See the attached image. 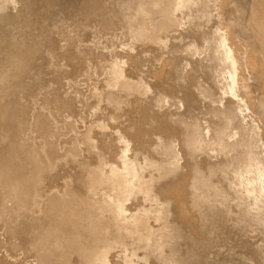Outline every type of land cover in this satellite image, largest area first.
Instances as JSON below:
<instances>
[{
	"label": "bare ground",
	"instance_id": "1",
	"mask_svg": "<svg viewBox=\"0 0 264 264\" xmlns=\"http://www.w3.org/2000/svg\"><path fill=\"white\" fill-rule=\"evenodd\" d=\"M0 264H264V0H0Z\"/></svg>",
	"mask_w": 264,
	"mask_h": 264
},
{
	"label": "rangeland",
	"instance_id": "2",
	"mask_svg": "<svg viewBox=\"0 0 264 264\" xmlns=\"http://www.w3.org/2000/svg\"><path fill=\"white\" fill-rule=\"evenodd\" d=\"M255 235V234H254ZM255 239V238H254ZM254 239H252V240H254Z\"/></svg>",
	"mask_w": 264,
	"mask_h": 264
}]
</instances>
